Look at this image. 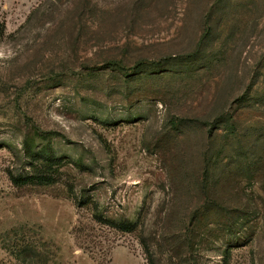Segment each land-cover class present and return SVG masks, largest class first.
<instances>
[{"label": "rangeland", "instance_id": "374dc122", "mask_svg": "<svg viewBox=\"0 0 264 264\" xmlns=\"http://www.w3.org/2000/svg\"><path fill=\"white\" fill-rule=\"evenodd\" d=\"M0 264H264V0H0Z\"/></svg>", "mask_w": 264, "mask_h": 264}]
</instances>
